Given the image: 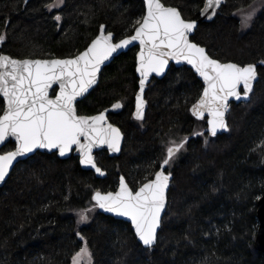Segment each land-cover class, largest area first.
Here are the masks:
<instances>
[{
	"label": "trees",
	"instance_id": "obj_1",
	"mask_svg": "<svg viewBox=\"0 0 264 264\" xmlns=\"http://www.w3.org/2000/svg\"><path fill=\"white\" fill-rule=\"evenodd\" d=\"M257 1L226 0L213 21L201 23L192 37L214 59L258 66L250 100L228 109L229 133L214 137L207 120L191 114L204 87L187 67L172 66L163 79H153L146 116L136 120L138 48L121 54L77 104L79 115L90 116L122 102V111L109 115L125 135L121 155L97 153L105 179L83 170L75 156L63 160L38 152L18 163L0 188V264H71L85 241L93 264H264L254 247L264 189V6L247 32L241 31L239 16ZM54 2L0 0V35L5 37L0 55L72 58L102 25L118 41L132 35L145 15L143 0H65L50 11L46 5ZM162 2L178 8L186 20H197L205 0ZM3 110L0 99V115ZM185 138L167 165L173 180L157 245L145 248L129 223L99 212L93 195L115 191L121 176L136 191L154 178L171 142ZM14 148L10 142L2 152ZM89 208L82 222L78 213Z\"/></svg>",
	"mask_w": 264,
	"mask_h": 264
},
{
	"label": "snow or ice",
	"instance_id": "obj_2",
	"mask_svg": "<svg viewBox=\"0 0 264 264\" xmlns=\"http://www.w3.org/2000/svg\"><path fill=\"white\" fill-rule=\"evenodd\" d=\"M64 0L46 5L51 11L60 7ZM146 13L136 21L134 35L113 43L112 33L101 34L90 47L72 59L54 60H17L0 55V96L5 101L3 114L0 115V145L15 142V150L0 154V183L5 181L13 162L17 157L34 152L38 148L57 149L61 156L77 146L81 163L89 165L100 175L103 171L97 167L92 150L107 144L114 152L120 151L122 134L119 128L106 123L105 113L96 116L77 114L76 100L88 91L97 81L101 65L119 49L127 48L138 42L137 71L140 74V92L136 97L137 120H143V100L145 82L152 73L161 75L169 60L177 63L186 61L203 78L206 87L198 103L193 106V115L204 119L205 112L211 135L218 129H227L224 114L228 110V100L234 97L247 99L256 78V66H241L236 63H221L212 59L203 47L189 40L190 33L196 28V22L185 20L174 7L166 6L162 0H145ZM221 0H206L207 9L218 8ZM255 15V10L243 17V26L247 27ZM60 15L55 16L59 21ZM5 37L0 35V43ZM53 84L59 85L55 98L49 90ZM241 87L243 92H241ZM114 108L122 107L117 103ZM203 135V133H197ZM82 138L87 143H82ZM187 143L171 142L167 154L161 162V169L155 178L143 183L133 191L121 178L120 190L116 193L95 192L93 199L96 206L119 216L128 217L135 228L136 235L145 246H152L157 240L161 212L165 206V193L168 188L170 173H165L164 166L170 164L176 154ZM91 208L80 210L82 222L88 220ZM81 239L84 238L81 236ZM72 264H92V255L87 241L84 247L72 258Z\"/></svg>",
	"mask_w": 264,
	"mask_h": 264
},
{
	"label": "water",
	"instance_id": "obj_3",
	"mask_svg": "<svg viewBox=\"0 0 264 264\" xmlns=\"http://www.w3.org/2000/svg\"><path fill=\"white\" fill-rule=\"evenodd\" d=\"M143 2H144V5H145V13H146V4H145V0H143ZM225 3H226V0H221V4H220V6H219L218 8H215V9H214V11H215V15H216V12H217V11H218V10H219V9L225 4ZM170 7H172V6H170ZM174 8H176V7H174ZM176 9L180 12V10H179L178 8H176ZM205 9H206V0H205V3H204V6H203V8H202V10H201V12H200V17H199V19H197V20H190V21H195V22H196V28H195V29L190 33V35H189V40H190L192 43L197 44L196 42H194V41L192 40V37L195 35V32H196V30L198 29L199 25H200L201 23H204V22L209 23V22L213 21V19H214V17H215V15H211V12L213 11V9L208 8V9H207V14H205ZM180 13H181V12H180ZM181 15H182V14H181ZM182 17H183V15H182ZM183 18H184V17H183ZM184 19H185V18H184ZM185 20H186V19H185ZM101 27H103L104 34L107 35L109 32L107 31L106 26H105V25H102ZM110 33H112V40H113V43H118V42L121 40V39H120V40L116 41V40H115V34H114L113 32H110ZM100 34H101V28H100V31H99V34L97 35V37H99ZM132 35H134V32H133ZM132 35H130V36H132ZM130 36L124 37V38H122V39L128 38V37H130ZM97 37H96V38H97ZM96 38H95V39H96ZM95 39H94V40H95ZM94 40H93V41H94ZM93 41H92V42H93ZM92 42L89 44L88 47H90V45L92 44ZM197 45H199V44H197ZM199 46H200V47H203V46H201V45H199ZM88 47H87V48H88ZM135 47L138 48V52H137V56H136V58H137V59H136V73H137V76H138V78H139V89H138V92H137V94H136V96H135V109H134V114H133V116H134V118H135V113H136V103H137V101H136V97H137V95H138L139 92H140V79H141L140 74H139V72L137 71V67H138V55H139V52H140V46H139V43H138V42H133V43L130 44L127 48L117 50V52L113 53L112 56H111L108 60L104 61V63L101 65L100 72H99L98 75H97V81H96V83H95L93 86H91V87L88 89V91H87L86 93H84L82 96H80V97L77 98V100H76V108H77V104H78V102H80L81 100L85 99V98H86V97H87V96H88V95H89V94H90V93H91V92H92V91L98 86V84H99V82H100V77H101V74H102V71L104 70V68H105L106 66L110 65L116 57L120 56V55L123 54V53L128 52L130 49L135 48ZM87 48H86V49H87ZM203 48L205 49L206 53L211 57V55L208 53L207 48H206V47H203ZM86 49H85V50H86ZM85 50H83L82 52H84ZM82 52H80V53H82ZM80 53H79V54H80ZM79 54H78V55H79ZM1 55H3V56H8V57H11V58H13V59H17V60H25V59L14 58V57H12V56H10V55H8V54H4V53L1 54ZM76 56H77V55H76ZM76 56H75V57H76ZM75 57H72V58H75ZM72 58H66V59H72ZM211 58L214 59L213 57H211ZM55 59H58V58H55ZM30 60H54V59H30ZM61 60H63V59H61ZM215 60H217V59H215ZM220 62H221V61H220ZM221 63H224V62H221ZM225 63H235V62H225ZM236 64H238V63H236ZM239 65H240V64H239ZM247 65H248V64H247ZM254 65H255V64H254ZM172 66H174V67H176V68L187 67V68L191 69V70L195 73V75L197 76V78L203 83V87H204V88L206 87V84H205L203 78H202V77H201V76L195 71V69H194L190 64H188L186 61H181L180 63H177L175 60H171V59H170L168 65H167V67L164 69L163 74H161V75H157L156 73H152V74L148 77L147 81L145 82L144 93H143V100L146 102V103L144 104V108H143L144 118H145L146 113H147V110H148V102H147V100H146V93H147V91H148V87H149V85L151 84V82L153 81V79H163V78L166 76V74L168 73V71L171 69ZM241 66H243V65H241ZM244 66H246V65H244ZM255 66H256V78H255V80L253 81V85H252V91H251V93L248 94L247 99H244L243 96H242V98H241L240 100H236L234 97H230L229 100H228V109H229L230 106H231L232 104H234V103H235V104H240V103H243V102H248V101L250 100V95L253 93V91H254V89H255V86H256V83H257L258 80H259L258 66H257V65H255ZM204 88H203V90H204ZM54 90H56V94H58V92H59V85H58V84H53L52 88L49 90V95H50V97H52V98H55V95H52V93L54 92ZM241 92H243V88H242V87H241ZM202 95H203V91H202L201 96H202ZM201 96L199 97V99L201 98ZM0 99H2V100L4 101V99H3L2 96H0ZM199 99H198V100H197V101L191 106V108H190V112H191L192 115H193V112H192L193 106H194L195 104L198 103ZM117 103L122 104V102H120V101H119V102H116V103H114L111 107H109V108L103 110L102 112L105 113V115H106V118H107V119H106V123H109V124L113 125V127H116V128H119V129H120V132H121V134H122V139H121V141H120V151H119V152H114V151H112L111 149H109V147H108L107 144L96 146V147H94L93 150H92L93 156H94V158H95L96 165H97V167H99V168L103 171L104 175H100V174L97 173L96 170H95L94 168H92L91 166H89V165H84V164H82V163L80 162L81 159H82V156H81L80 151L77 149V146H75V145H73L72 150H71L70 152L66 153L64 156H61V155L59 154V151H58L57 149L48 150V149L38 148V149H36L34 152L28 153V154H26V155H24V156H21V157H17V159L13 162V165H12L11 169L9 170L8 175L5 177V181L2 182V183H0V188H2V187L6 184V182L8 181V179H9V177H10V175H11L13 169L16 167V165H17L18 163H20V162H22V161H25V160L29 159L30 157H32L33 155H35V154L38 153V152H40V153H45V154H53V153H56V154L58 155V157H59L60 159H63V160H64V159H69V158L72 157V156L78 157V159H79V164H80V166H81V168H82L83 170L92 171V172L96 175L97 178L105 179V178L107 177V172L104 171V170L99 166L98 161H97V153L105 151V152H107V153L109 154L110 157H118V156L121 155L122 150H123V147H124V143H125V135H124L123 131L121 130L120 127H118L117 125L113 124V123L110 121V119H109V115H110V114H116V113H119V112L122 111V109H123V104H122V107H120V108H114V107H113V106H114L115 104H117ZM5 106H6V105H5V101H4V108H5ZM102 112H100V113H102ZM100 113H97V114H94V115H90L89 117L99 115ZM2 114H3V113H2ZM77 114L79 115L78 110H77ZM227 115H228V110H227V111L225 112V114H224V120H225V122H226V124H227V129H218L217 134H216L214 137L219 136V135L228 134V133H229L230 128H229V123H228ZM81 116H86V115H81ZM193 117L196 118L197 120H205V119H206V120H207V125H208V131H209V133L211 134L210 126H209V124H208V120L211 119V117L208 115L207 112H205V114H204V119H200V118H198V117L195 116V115H193ZM144 118H143V119H144ZM135 119H136V118H135ZM136 120H137V119H136ZM139 121H142V120H139ZM10 140H11V142H13V143L15 144V142H14V140H12V138H10ZM8 143H10V142L6 141V142H5V145H0V154H3L2 150L5 148V146H6ZM82 143H87V141H85V140L82 138ZM13 150H15V148H14ZM11 151H12V150H11ZM261 167H262V169L264 170V157H263L262 160H261ZM160 169H161V168H160ZM160 169H159V170H160ZM166 169H167V166H164V171H165V173L167 174L168 172L166 171ZM121 178H123L124 182L130 187V185H129V183L127 182L126 178L123 177V176H121V177L119 178V184H118L117 189H116L115 191H110V192L116 193V192H118V191L120 190ZM154 178H155V176H154ZM154 178H153V179H154ZM172 180H173V176L171 175V176H170V180H169V184H168V188L166 189V193H165V197H166V199H165V206H164V209L162 210V212H161V216H160V226L158 227V229H157V233H156V235H157V240H156V243H155L154 245L150 246V247H149V246H145V245L143 244V242L140 241L139 237L136 235L135 228H134V226H133V224H132V221H131L128 217L119 216V215H117L116 213L105 211L104 209H101V208H99L98 206H97V208L99 209V212H100L101 214H103V215L111 216V217H113V218H115V219L122 220V221H125V222L129 223V224L131 225L132 229H133V232H134V234H135V236H136L138 242H139L143 247H145V248H150V249H151V248L155 247V246L157 245V242H158L159 233H160V230H161V227H162L163 218H164V216H165V214H166V212H167V208H168V198H169V192H170L171 185H172ZM130 188H131V187H130ZM131 189H132V188H131ZM138 189H139V188H138ZM138 189H137V190H138ZM132 190H133V189H132ZM133 191H134V190H133ZM99 192H101V191H99ZM101 193L106 194V193H108V192H101ZM94 195H95V193H94ZM94 195H93V196H94ZM93 202L96 204V201H95L94 199H93ZM257 219H258L259 227H258V231H257L256 238H255V241H254V247H255V249H256L257 251L261 252V253L264 255V189H263L262 196H261V198L259 199V201H258V205H257Z\"/></svg>",
	"mask_w": 264,
	"mask_h": 264
},
{
	"label": "rangeland",
	"instance_id": "obj_4",
	"mask_svg": "<svg viewBox=\"0 0 264 264\" xmlns=\"http://www.w3.org/2000/svg\"><path fill=\"white\" fill-rule=\"evenodd\" d=\"M55 3V2H54ZM64 3H65V0H64V2H63V4L60 6V7H57V8H53V9H58V8H61L63 5H64ZM263 6H264V0H259V1H257V2H255L253 5H251L250 7H248L247 9H244V10H242V11H240L239 12V16H240V20H241V31L242 32H247L249 29H250V27H251V25H252V22L254 21V19L261 13V11H262V8H263ZM52 9V10H53ZM253 10H255V15L253 16V18L251 19V21H249L248 22V26L247 27H245V26H243V17L245 16V15H247L249 12H252ZM84 247V244H83V246H82V248ZM88 247V246H87ZM81 248V249H82ZM80 249V250H81ZM79 250V251H80ZM88 250H89V248H88ZM90 251V250H89ZM76 255V254H75ZM74 255V256H75ZM73 256V257H74ZM72 257V258H73ZM71 264H72V261H71ZM92 264H93V260H92Z\"/></svg>",
	"mask_w": 264,
	"mask_h": 264
},
{
	"label": "flooded vegetation",
	"instance_id": "obj_5",
	"mask_svg": "<svg viewBox=\"0 0 264 264\" xmlns=\"http://www.w3.org/2000/svg\"><path fill=\"white\" fill-rule=\"evenodd\" d=\"M120 113V112H119Z\"/></svg>",
	"mask_w": 264,
	"mask_h": 264
}]
</instances>
